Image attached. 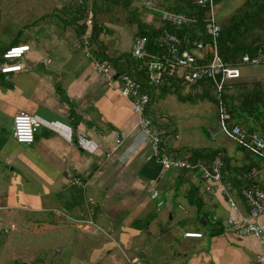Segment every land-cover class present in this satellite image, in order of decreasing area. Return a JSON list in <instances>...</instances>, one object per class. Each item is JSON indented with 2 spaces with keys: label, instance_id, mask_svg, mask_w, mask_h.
<instances>
[{
  "label": "crops",
  "instance_id": "crops-1",
  "mask_svg": "<svg viewBox=\"0 0 264 264\" xmlns=\"http://www.w3.org/2000/svg\"><path fill=\"white\" fill-rule=\"evenodd\" d=\"M71 1L78 9L77 0ZM94 3H84L87 12L80 18L77 9L62 7L59 17L39 16L33 25L21 28L15 46H28L29 51L15 63H22L23 69L0 73V226L5 211L13 217V210H18V216L29 213L22 224L32 226L31 232L66 240L67 261L58 259L64 252L59 250L50 264H139V257L146 259L144 264H254L261 251L259 241L225 230L226 220L236 214L222 191L206 192L194 173L164 170L129 100L108 88L96 72L94 61L100 62V53L109 58L130 53L136 41L134 33L129 39L121 28L95 18L102 30L101 48L91 40L88 53L81 41L87 28L83 34L79 30L93 15L88 9ZM30 27L34 32L22 38ZM117 31L123 35L112 36ZM235 83L264 86V80L240 78ZM150 96L148 116L155 127L170 131L164 150L178 157L197 149L228 154L226 144L208 147L183 114L170 112L172 104H165L174 95L156 96L163 107L159 110L152 104L155 93ZM20 112L41 124L32 145L14 139L13 118ZM179 122L194 131L193 142L182 139ZM204 132L208 142L217 140L210 137L211 129ZM189 143L196 147L189 148ZM240 160L232 167L253 166L251 183L264 188V162L244 152L236 161ZM70 173L86 187L72 186ZM154 189L160 192L162 207L150 198ZM234 196L240 214L246 215L240 193ZM186 232L203 237L185 238Z\"/></svg>",
  "mask_w": 264,
  "mask_h": 264
},
{
  "label": "built area",
  "instance_id": "built-area-1",
  "mask_svg": "<svg viewBox=\"0 0 264 264\" xmlns=\"http://www.w3.org/2000/svg\"><path fill=\"white\" fill-rule=\"evenodd\" d=\"M83 4L95 2L96 0H78ZM156 1L157 0H153ZM197 6L207 9L205 19V32L210 42H193L191 49H181L178 45L180 41L170 34H165L162 41L167 46L165 54L154 57L148 64V79L153 85H159L165 76L177 77L188 87L209 83L213 88V93L217 99V111L220 120V130L236 144L244 147L245 151L250 152L264 162V138L259 134L248 136L239 126H228L227 122L230 116L223 104V94L231 88V85L240 79L239 67L227 66L221 59L217 43L221 33V25L217 21L215 7L216 0H193ZM142 5L149 11L157 12L152 6L150 0H142ZM160 19L163 22L183 27L196 22L191 18L173 11L163 9L160 11ZM93 15L90 14L85 25L87 30L82 36V46L89 53L90 42L92 40L91 29L93 27ZM147 41L144 38L137 39L131 50V56L136 60H144L146 57ZM29 51L28 46L10 47L3 54V58L8 62L1 65V74H11L22 71L23 64L15 63L23 59L25 53ZM241 65L257 67L260 65L258 59H251L249 55L242 58ZM94 67L98 74L106 80L108 88L115 90L123 98L129 100L132 106L133 114L138 118V127L142 130L156 155L160 165L166 171H184L196 174L204 184L205 191L213 194L221 190L227 199L231 210L236 214L235 218H228L225 222V230L228 233L239 237L254 236L260 244V254L257 256L254 264H264V188L255 184L249 187L236 189L224 180L223 170L225 163L221 156H216L210 163L192 162L189 157H178L164 150L163 144L169 136V130L155 127V121L148 116L151 104V96L144 92L136 79L126 74H116L110 64L94 61ZM41 127L40 122L32 115L20 112L13 118V136L15 141L21 145H32L35 142L36 134ZM212 140L214 135L208 132ZM176 139L179 136H175ZM82 145V142H79ZM253 175L255 172H251ZM72 186L80 189L86 187L85 182L74 174L67 175ZM239 192L247 210L246 215L239 212L234 193ZM152 201L157 203L158 207L164 205L160 197V192L154 189L150 196ZM93 202V200H90ZM15 225L9 227L0 226L3 234H8L14 230ZM185 238L200 239L201 233L186 232ZM139 264H144L146 259L139 257ZM132 263V261H130Z\"/></svg>",
  "mask_w": 264,
  "mask_h": 264
},
{
  "label": "trees",
  "instance_id": "trees-1",
  "mask_svg": "<svg viewBox=\"0 0 264 264\" xmlns=\"http://www.w3.org/2000/svg\"><path fill=\"white\" fill-rule=\"evenodd\" d=\"M111 1L113 5H120L126 10H130L132 0H106ZM169 1V0H168ZM221 0H216V4ZM167 10L182 14L196 19L195 23L187 26L177 27L167 22H161L159 28L144 23L140 17L136 15V11L130 13L134 15L133 22L137 25L136 40L144 38L147 41L146 57L144 60H136L131 53L120 54L113 58L104 56L103 53L97 56L100 62H108L116 74H126L140 84L142 90L149 94L161 91L168 92L172 95L177 94L178 99L182 103L195 104L197 101H210L217 106V99L213 93V88L209 83H202L199 86L189 87L193 94L181 95L179 87H188L177 77L165 76L159 85H153L148 79V64L154 57L162 56L167 51V46L162 41L165 34L175 36L179 41L181 49H191L193 42H202L208 44L209 37L205 32V19L207 9L197 6L193 0H172ZM73 6V5H72ZM69 4L64 9H71ZM78 17H82L86 11L84 6H79L76 10ZM131 19V18H130ZM95 16H93V27L91 29L92 42L98 43L101 33V27L95 24ZM85 27L79 30L83 34ZM260 33H264V0H247L246 3L238 8L234 15L223 25H221V33L218 39L217 48L222 61L231 67H240L242 58L245 55L253 59H258L260 65H264V42L261 41ZM15 47L18 44V38L12 41ZM17 43V44H16ZM101 48V46L98 44ZM10 48V47H9ZM9 48H3L0 54L1 63L8 62L3 58V54ZM124 61L121 66L120 62ZM3 63V64H4ZM261 84L255 83L252 86L246 84H237L234 91H226L223 96V104L230 116L227 122L228 126H239L248 136L259 134L264 138V90ZM251 90H248V89ZM199 92V93H198ZM241 100V104L238 102ZM237 148L244 152L247 157L252 156L250 152L245 151L244 147L236 144ZM189 160L192 162L210 163L216 156H221L225 168L223 170L224 180L236 189L249 187L252 185V176L249 174L253 166L232 167L231 161L220 150H192L188 152ZM184 172V171H183Z\"/></svg>",
  "mask_w": 264,
  "mask_h": 264
},
{
  "label": "rangeland",
  "instance_id": "rangeland-1",
  "mask_svg": "<svg viewBox=\"0 0 264 264\" xmlns=\"http://www.w3.org/2000/svg\"><path fill=\"white\" fill-rule=\"evenodd\" d=\"M246 1L247 0H221L215 7L216 18L219 24L223 25L226 23ZM73 2L71 0H0V54L1 50L5 47V43L12 42L14 39L19 38L18 35L21 28L33 25V22L40 18L39 16L53 13L54 16L59 17L61 15L60 9L62 7L65 8ZM150 2L153 4L152 6L157 9V12L146 9L142 5V0H132V6L129 11L120 5H113L111 1L106 0H96L94 4L89 6L88 10L93 13L97 22L100 21L106 25L111 24L112 26L121 28L122 30L120 31H124L129 39L134 33V39L136 41L137 25L130 23V21L133 22L134 19V15L130 16V13L136 11V15L140 17L144 23L146 22L153 27L159 28L161 26L160 11L168 9V2L171 3L172 0H157V2L150 0ZM77 4V7L84 6L87 12L88 5L84 3L81 4L78 0ZM71 9L77 8L73 5ZM149 16H152L154 20L149 22ZM30 28H26L22 32V38L34 32L33 28ZM86 28L87 27H85V29ZM110 29L109 31L111 33ZM120 31L114 32L112 36L116 33L123 35ZM260 35L261 41L264 42V33H260ZM125 40L127 39L125 38ZM239 72L241 81L253 82L264 80V65H258L257 67L241 65L239 67ZM235 85H237V83L234 82L231 88H229V91H234ZM179 91L183 96L194 93L191 92L189 87L184 86L179 87ZM170 94L171 93L168 92L163 93L161 91H156L155 97L153 98L154 101L152 102L154 107H156L157 110L163 108L160 106V102H158L157 99L159 96L164 98ZM156 96H158V98H156ZM171 104L170 112L175 113L176 117L182 116L183 114L184 117L188 119L187 124H192L193 130H198L200 137L206 142L208 147H210V145H220L222 142L227 145V147H225L228 153L226 156L231 161V165L232 163L236 165L242 161L236 160L241 157L243 152L240 150L238 151L236 149L237 147L231 143L232 140L220 130L219 114L217 106L214 103L210 101H197L195 104L182 103L179 101L178 95L175 94L165 105L166 107H170ZM167 114L170 115L168 111ZM184 125V123L179 124L182 139H187V141L192 140L191 142H193L191 136L194 134V131H192L190 127L184 128ZM208 129H211V133L217 139L216 141H207L208 138L204 131ZM187 145L189 148L196 147L194 146L195 143H189ZM13 211L15 216L11 217V215L5 211V216L2 219L5 227L15 225L16 229L10 230L6 235L0 231V264H15L16 262L50 264L54 255L59 250L64 252L58 256V259L62 263L67 261L69 247L66 240L52 239L49 235L31 232L32 226L29 225L27 227V225L22 224L23 219H25L26 216H30L29 213H23L18 216V210ZM206 230L207 228L205 227V231ZM72 231L73 230H71V232Z\"/></svg>",
  "mask_w": 264,
  "mask_h": 264
},
{
  "label": "bare ground",
  "instance_id": "bare-ground-1",
  "mask_svg": "<svg viewBox=\"0 0 264 264\" xmlns=\"http://www.w3.org/2000/svg\"><path fill=\"white\" fill-rule=\"evenodd\" d=\"M13 45V44H12Z\"/></svg>",
  "mask_w": 264,
  "mask_h": 264
}]
</instances>
